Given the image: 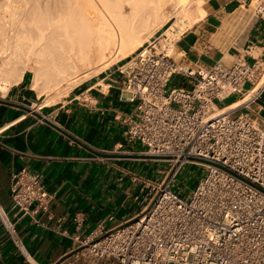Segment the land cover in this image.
<instances>
[{
	"label": "built area",
	"instance_id": "obj_1",
	"mask_svg": "<svg viewBox=\"0 0 264 264\" xmlns=\"http://www.w3.org/2000/svg\"><path fill=\"white\" fill-rule=\"evenodd\" d=\"M252 2L255 16L264 18V0ZM169 28L157 30L115 63L122 75L121 98L137 102L135 118H127V134L145 147L140 157L168 164L165 177L148 183L150 201L131 220L111 230L99 224L87 236L76 235L73 261L264 264V106L258 105L264 86L255 90L263 62L240 56L232 66L216 62L193 68L173 58L179 38L169 35ZM177 75L189 87L169 89ZM235 94L237 101L249 98L214 115L219 102ZM188 161L202 164L207 173L184 200L173 185ZM10 191L19 217L49 212L54 200L42 174L27 167L13 171ZM0 220L24 259L34 264L1 204ZM74 221L80 228L82 219Z\"/></svg>",
	"mask_w": 264,
	"mask_h": 264
},
{
	"label": "crops",
	"instance_id": "obj_2",
	"mask_svg": "<svg viewBox=\"0 0 264 264\" xmlns=\"http://www.w3.org/2000/svg\"><path fill=\"white\" fill-rule=\"evenodd\" d=\"M193 4L192 26L175 43L176 61L210 68L216 62L232 66L242 56L264 65V18L255 16L252 0ZM119 65L83 80L50 103L47 94L32 88L30 70L0 95V204L37 264H70L74 257L69 254L78 247L76 235L87 236L99 224L111 230L131 220L150 201L148 183L165 177L166 169L161 177L145 169V162L158 160L140 157L145 147L127 134V118H135L137 102L121 98ZM174 79L173 87H189L179 75L169 85ZM239 101L218 107L230 108ZM22 167L42 174L46 189L54 194L49 212L16 214L10 188L13 171ZM76 216L82 219L80 228ZM0 264H29L1 220ZM71 264L93 262L82 257Z\"/></svg>",
	"mask_w": 264,
	"mask_h": 264
},
{
	"label": "bare ground",
	"instance_id": "obj_3",
	"mask_svg": "<svg viewBox=\"0 0 264 264\" xmlns=\"http://www.w3.org/2000/svg\"><path fill=\"white\" fill-rule=\"evenodd\" d=\"M192 1L0 0V95L30 70L32 88L48 95L46 103L56 101L83 80L128 58ZM262 86L264 69L255 90ZM248 98L217 108L214 115Z\"/></svg>",
	"mask_w": 264,
	"mask_h": 264
},
{
	"label": "rangeland",
	"instance_id": "obj_4",
	"mask_svg": "<svg viewBox=\"0 0 264 264\" xmlns=\"http://www.w3.org/2000/svg\"><path fill=\"white\" fill-rule=\"evenodd\" d=\"M194 1L195 0L192 1V4L188 8V10H183V13L179 14L181 16L172 17V21H170L164 27H162L160 30V33L169 27L171 28L173 26V23L175 22V19H176V23H175L176 26L174 25L175 27L173 26L167 32L169 35H172L175 38H179L187 29H189V27L192 26V22H190V21L191 20L194 21L193 13H194L195 8H196V5L193 4ZM166 9H167V11L169 10V11L174 12L173 9L171 8V5H169V6L166 5ZM180 17H182V18H180ZM187 18H189V19H187ZM188 20H190V21H188ZM134 52H132L130 54V56ZM0 63H1V59H0ZM174 81H175V79L170 83L169 89L173 87ZM248 87H249V84H247L246 88H248ZM237 98H238V95L235 94V95H232L229 99L222 101V102H219V104L220 105L226 104V103L231 102ZM259 102L264 106V95L260 99ZM237 114L238 113L234 114V116H237ZM261 115L264 116V110L262 111ZM143 166L145 167V169L147 171H149V173H152L154 176L159 177V173H160V177H161V174L163 173V171H165V169H167L168 164L166 162H163V161H152V162H148V163L145 162L143 164ZM143 166L141 167V169H143ZM206 173H207V169L202 164L195 162V161L185 162L183 164V166L181 167V169H180V171H179V173H178V175L174 181L173 189L177 192H180V195L184 200H189V198H190L194 188L196 187L198 181L203 179L206 176Z\"/></svg>",
	"mask_w": 264,
	"mask_h": 264
},
{
	"label": "water",
	"instance_id": "obj_5",
	"mask_svg": "<svg viewBox=\"0 0 264 264\" xmlns=\"http://www.w3.org/2000/svg\"><path fill=\"white\" fill-rule=\"evenodd\" d=\"M0 101H2V100H0ZM71 254H72V253H71ZM71 254H69V255H71ZM69 255H67V257H68ZM59 263H60V262H59ZM59 263H58V264H59Z\"/></svg>",
	"mask_w": 264,
	"mask_h": 264
}]
</instances>
